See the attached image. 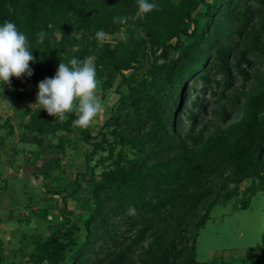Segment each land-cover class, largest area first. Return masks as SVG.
Instances as JSON below:
<instances>
[{"label":"trees","instance_id":"1","mask_svg":"<svg viewBox=\"0 0 264 264\" xmlns=\"http://www.w3.org/2000/svg\"><path fill=\"white\" fill-rule=\"evenodd\" d=\"M154 2L158 9L142 16L136 0H0V24L14 22L35 58L33 74L12 77L0 96L10 89L19 100L61 61L89 55L101 98L110 89L117 95L94 133L74 126V110L61 122L39 105L16 126L17 141L36 147L34 160L46 153L59 166L66 148H84L83 173L47 191L85 194L84 215L45 219L48 232L30 242L27 264H216L196 260L212 207L264 194V0ZM117 16L128 20L114 23ZM236 77L248 86H233ZM205 91L224 104L211 112L214 122L199 124ZM1 248L0 240V264ZM251 252V264H264V231Z\"/></svg>","mask_w":264,"mask_h":264},{"label":"rangeland","instance_id":"2","mask_svg":"<svg viewBox=\"0 0 264 264\" xmlns=\"http://www.w3.org/2000/svg\"><path fill=\"white\" fill-rule=\"evenodd\" d=\"M122 39V35L116 36ZM109 37L106 36V39ZM186 38H181L180 43H186ZM138 62L144 64V58L138 57ZM145 66V65H144ZM244 68V66H241ZM254 65L252 68H256ZM251 69H246L251 72ZM264 69V66L260 70ZM44 78H37L34 84L22 92L19 100L15 99L14 91L8 89L1 91L0 96V124L8 121L14 128L13 134L6 136L7 127L3 124L0 136L4 137L0 146V240L2 242V264H27V247L30 242H35L37 234L48 232L45 219L51 220L57 215L61 220L79 221L84 215L83 199L85 194L76 197H62L48 194V190L59 187V183L70 180L74 173L84 171V148L65 149V156L59 166L52 164L54 156L46 153L34 160L33 152L36 147L32 144L17 141L18 129L16 126L24 122L31 110L38 105L36 103L37 85ZM233 86L247 87L236 77ZM197 89L200 83L194 82ZM229 90L226 94H229ZM99 95V90H98ZM100 96V95H99ZM194 92L190 94L192 100ZM101 98V96H100ZM117 95L110 89L101 98L103 110L93 119L89 125L91 132L97 129L102 120L107 116L110 106L115 102ZM205 105L204 114L201 115L199 124L214 122V114L220 110L224 99L220 95H212L205 91L201 95ZM74 112L75 105H74ZM77 114V113H76ZM71 140L77 137L69 135ZM78 140V139H77ZM96 174L99 169L96 167ZM77 180L80 178L77 176ZM247 182L240 185L243 190ZM64 196V195H63ZM245 208H240L241 205ZM65 210L64 215L62 211ZM69 212V214H68ZM63 216V217H62ZM264 231V194L257 192L251 196L236 197L226 202L215 204L209 212L208 219L202 229L198 231L196 238V260L207 262L215 259L216 264H251V250L261 242ZM21 234L31 238L21 239ZM107 248V247H105ZM262 258L257 259L256 264H262Z\"/></svg>","mask_w":264,"mask_h":264},{"label":"clouds","instance_id":"3","mask_svg":"<svg viewBox=\"0 0 264 264\" xmlns=\"http://www.w3.org/2000/svg\"><path fill=\"white\" fill-rule=\"evenodd\" d=\"M136 4L142 16L158 9L154 0H136ZM127 20L126 16L113 18L118 24ZM45 36L43 31L37 33L39 42H43ZM104 36L103 30L96 32L98 39L102 40ZM32 52L27 35L14 22L5 20L0 24V85H10L12 77L33 74L30 68L35 59ZM99 86L95 58L91 55L83 59L73 57L67 63H59L54 77L38 83L35 104L61 122L68 119L75 105L74 126L87 128L104 107L98 95Z\"/></svg>","mask_w":264,"mask_h":264}]
</instances>
